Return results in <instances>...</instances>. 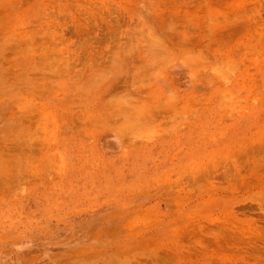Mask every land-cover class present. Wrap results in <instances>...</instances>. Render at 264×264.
I'll use <instances>...</instances> for the list:
<instances>
[{"label": "rangeland", "instance_id": "obj_1", "mask_svg": "<svg viewBox=\"0 0 264 264\" xmlns=\"http://www.w3.org/2000/svg\"><path fill=\"white\" fill-rule=\"evenodd\" d=\"M0 264H264V0H0Z\"/></svg>", "mask_w": 264, "mask_h": 264}]
</instances>
